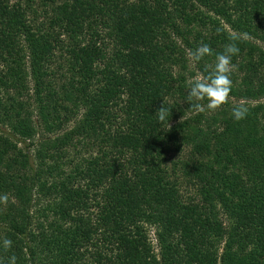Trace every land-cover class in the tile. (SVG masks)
I'll use <instances>...</instances> for the list:
<instances>
[{
	"label": "trees",
	"instance_id": "1",
	"mask_svg": "<svg viewBox=\"0 0 264 264\" xmlns=\"http://www.w3.org/2000/svg\"><path fill=\"white\" fill-rule=\"evenodd\" d=\"M230 35L229 101L193 111ZM263 99L264 0H0V261L264 264Z\"/></svg>",
	"mask_w": 264,
	"mask_h": 264
},
{
	"label": "clouds",
	"instance_id": "2",
	"mask_svg": "<svg viewBox=\"0 0 264 264\" xmlns=\"http://www.w3.org/2000/svg\"><path fill=\"white\" fill-rule=\"evenodd\" d=\"M216 31L220 33L222 29L217 28ZM228 40L229 42L225 44L223 51L215 54L214 65H206L205 73L197 75L188 81L186 101L190 103V108L193 111H215L229 101L233 84L231 74L235 69V65L232 63V57L238 55L240 49L237 44V36L230 35ZM212 55V48L203 41L200 42L195 50L190 52V57L194 62H199L204 57ZM203 101H207V103H202ZM247 114L248 108L243 104L232 107V116L237 121L245 119ZM155 115L160 123L167 124L170 129L169 119L171 112L170 108L165 106L164 101L162 106L156 110ZM7 200V195L0 196V203H6ZM12 243L11 239L4 237L0 241V247L7 252L11 249ZM16 259L15 255L10 256L7 264H16ZM0 264H3V262L0 261Z\"/></svg>",
	"mask_w": 264,
	"mask_h": 264
},
{
	"label": "rangeland",
	"instance_id": "3",
	"mask_svg": "<svg viewBox=\"0 0 264 264\" xmlns=\"http://www.w3.org/2000/svg\"><path fill=\"white\" fill-rule=\"evenodd\" d=\"M198 75H200V74H198ZM196 76H197V75H196ZM263 101H264V99H263ZM33 119L35 120V116H33ZM69 154H70V152H69ZM149 236H150V239H151V243L154 244L155 241H154V238H153V234H152V232L149 233ZM153 247H154V250H155V245H154Z\"/></svg>",
	"mask_w": 264,
	"mask_h": 264
}]
</instances>
